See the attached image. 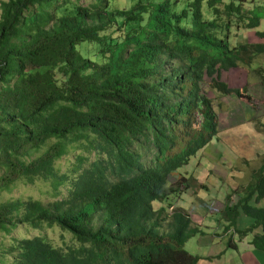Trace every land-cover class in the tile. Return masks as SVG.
Wrapping results in <instances>:
<instances>
[{"label":"trees","instance_id":"16d2710c","mask_svg":"<svg viewBox=\"0 0 264 264\" xmlns=\"http://www.w3.org/2000/svg\"><path fill=\"white\" fill-rule=\"evenodd\" d=\"M80 1H1L0 238L19 224H48L82 245L65 253L43 236L14 240V264H198L203 257L185 246L199 229L185 209L168 212L169 178L193 189L181 170L221 131L214 96H245L224 74L241 67L264 79L263 68L252 69L264 54V0H189L182 9L178 0ZM234 23L262 41L233 43ZM71 149L98 157L76 155L73 178L57 166ZM254 179L222 215L226 232L240 215L254 219L235 232L261 229L251 244L264 252V207L255 205L264 163ZM38 180L55 189L69 182L70 199L1 200L16 183Z\"/></svg>","mask_w":264,"mask_h":264},{"label":"rangeland","instance_id":"374dc122","mask_svg":"<svg viewBox=\"0 0 264 264\" xmlns=\"http://www.w3.org/2000/svg\"><path fill=\"white\" fill-rule=\"evenodd\" d=\"M0 0V4H1ZM139 0H111V8H131ZM160 2L162 0H150ZM189 0H178L177 8L182 9ZM229 1V0H226ZM95 0H81L82 6H89ZM248 6V4H246ZM207 14V4L205 5ZM1 15V10H0ZM264 28V18L260 29ZM237 27L236 23L232 26L231 41L236 43L238 40L243 42H261L262 40L254 32ZM264 69V54L254 58L252 69ZM247 74V83L244 78ZM262 72H256L241 67L233 69L224 74L225 79H229L234 84V89L241 85L247 87V92L243 98L228 96L214 101L218 107L221 131L217 138L209 144L207 148L199 152L188 166H185L181 173L185 176L195 178L193 189L184 190L176 184L178 174L171 176L169 183L175 196L171 198L172 205L167 203L168 212L176 209H185L198 227L197 236L190 239L185 248L193 255L203 257L198 264H261L260 253L254 250L251 242L256 233L261 229L249 234L246 237L236 233V227L244 230L250 226L254 219L240 215L235 229L226 232L229 221L223 217L222 211L228 199L236 203L240 197L238 193H246L247 187L254 183L256 172L264 163V79ZM205 90L212 92L208 83ZM213 97V94H210ZM50 143H48L49 146ZM86 151L71 149L69 153L57 162V166L62 172L69 173L70 177H75L70 169L74 166L75 156ZM90 162L97 160L96 151L91 154L85 153ZM105 155L102 157L104 158ZM85 166H88L86 163ZM71 185L69 182L55 189L51 182L38 180L34 184L23 182L16 183L9 192L3 193L2 201L8 200H39L45 204H53L58 201L70 199ZM185 191V192H184ZM179 192V193H178ZM258 191H256L257 193ZM250 203L255 204L253 199ZM259 207H264V197L259 200ZM163 206L155 204V207ZM43 236L52 243L53 246L61 249L65 253L78 252L82 247L79 240L71 233L62 229L58 225L50 226L44 224L42 229L28 225H17L10 235H2L0 243L8 250L14 240L22 238H32ZM232 239V240H231ZM232 241V248L228 244ZM236 246V247H235ZM235 247V248H234ZM10 250V249H9ZM0 252V264H14L12 253ZM214 257L210 261L204 258ZM84 258L83 256H78ZM244 261L246 263H244ZM262 264H264L262 262Z\"/></svg>","mask_w":264,"mask_h":264},{"label":"crops","instance_id":"0c3cea01","mask_svg":"<svg viewBox=\"0 0 264 264\" xmlns=\"http://www.w3.org/2000/svg\"><path fill=\"white\" fill-rule=\"evenodd\" d=\"M247 73H246V76H245V78H244V82L242 83V84H245V83H247ZM225 82L226 83H228V84H230L232 87H234L235 85L234 84H231L230 83V81H229V79H226L225 80ZM236 88H242V86L241 85H239V86H237ZM224 97H228V96H220V99L221 98H224ZM257 252H259L260 253V255H259V259H260V261H262L263 263H264V252H262V251H257ZM262 262H261V264H262ZM244 263H246L245 261H244ZM247 264V263H246Z\"/></svg>","mask_w":264,"mask_h":264},{"label":"clouds","instance_id":"9594fccd","mask_svg":"<svg viewBox=\"0 0 264 264\" xmlns=\"http://www.w3.org/2000/svg\"><path fill=\"white\" fill-rule=\"evenodd\" d=\"M237 97V96H236ZM220 134V133H219Z\"/></svg>","mask_w":264,"mask_h":264}]
</instances>
